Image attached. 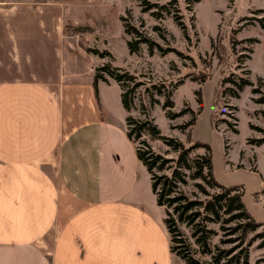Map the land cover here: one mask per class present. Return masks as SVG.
Instances as JSON below:
<instances>
[{
	"label": "crops",
	"instance_id": "crops-1",
	"mask_svg": "<svg viewBox=\"0 0 264 264\" xmlns=\"http://www.w3.org/2000/svg\"><path fill=\"white\" fill-rule=\"evenodd\" d=\"M105 1L0 0V264L171 263L164 217L114 162L129 144L92 105L89 61L66 60L67 26Z\"/></svg>",
	"mask_w": 264,
	"mask_h": 264
},
{
	"label": "rangeland",
	"instance_id": "rangeland-1",
	"mask_svg": "<svg viewBox=\"0 0 264 264\" xmlns=\"http://www.w3.org/2000/svg\"><path fill=\"white\" fill-rule=\"evenodd\" d=\"M92 16L86 25L67 26L75 37L66 60L79 69L89 61L92 105L129 144L130 150L119 145L123 153L114 152V162L132 168L134 199L165 219L136 157L139 141L134 145L126 134L128 117L152 120L166 138L201 144L194 154L210 155L216 182L242 191L247 212L264 224V0H106ZM140 36L152 46L136 44ZM114 75L125 76L122 84ZM141 139L168 152L160 140L147 134ZM181 227L196 249L189 229ZM210 227L217 232L214 253L232 246L221 243L229 238L226 232ZM261 242L242 244L236 252L247 256V264H264ZM200 259L211 264L209 257ZM170 262L185 264L174 255Z\"/></svg>",
	"mask_w": 264,
	"mask_h": 264
},
{
	"label": "trees",
	"instance_id": "trees-1",
	"mask_svg": "<svg viewBox=\"0 0 264 264\" xmlns=\"http://www.w3.org/2000/svg\"><path fill=\"white\" fill-rule=\"evenodd\" d=\"M135 32L139 34L137 29ZM140 37L136 44L152 46L149 39ZM129 45L132 51V44ZM124 77L117 75L115 79L122 84ZM122 91H125L124 87ZM122 105L125 110H130L127 92L122 94ZM170 105L168 101L164 108ZM126 125L128 138L134 145L139 141L135 145L136 157L150 176L156 203L165 209L164 225L169 235L171 254L185 264H204L200 259L204 257H209L211 264H247V256L241 259V251L236 252L242 244L250 247L255 241L262 240L258 247L264 248V224L256 222L247 212L242 191L216 182L210 155L194 154L203 147L201 144L186 145L182 141L161 136L152 120L136 122L128 117ZM146 134L162 141L168 152L162 154L152 149L141 139ZM181 226L189 229L196 249H193ZM210 226H217L220 231L226 232L229 238L221 243L232 246L214 253L213 247L218 248L212 246V238L217 232ZM195 252L199 257L194 256Z\"/></svg>",
	"mask_w": 264,
	"mask_h": 264
}]
</instances>
